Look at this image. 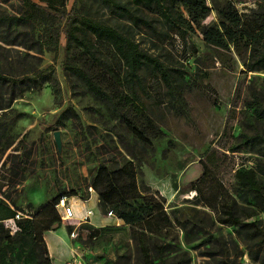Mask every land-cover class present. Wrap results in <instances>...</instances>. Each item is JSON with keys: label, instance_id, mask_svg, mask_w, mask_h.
<instances>
[{"label": "rangeland", "instance_id": "rangeland-1", "mask_svg": "<svg viewBox=\"0 0 264 264\" xmlns=\"http://www.w3.org/2000/svg\"><path fill=\"white\" fill-rule=\"evenodd\" d=\"M213 1L208 0L212 6ZM236 1L241 9L255 2ZM74 3L75 0H67L68 10ZM26 9L22 0H0V15L21 16ZM84 10L130 35L144 50L176 70L177 99L149 70L141 72L140 82L131 81L125 66L113 57L107 45L102 44L104 52L99 55L104 63L91 61L90 57L83 61L110 94L129 96L135 101L124 110L135 123L144 124L146 117H150L162 131L161 137L143 152L119 114L109 110L82 80L66 71L67 42L63 34L57 50L49 41L41 52L31 50L40 58L37 66L49 67L48 71L54 73L59 91L55 92V83H47L41 90H29L14 100L13 112L27 115L17 118L9 127L12 146L0 153V167L7 155L18 152L15 149L22 142L34 148L32 159L39 161L40 182L30 178L33 167L24 181L27 197L35 206L72 190L79 193L78 197L89 198L91 193L98 195L91 183L100 162L107 160L111 164L113 157L121 161L119 151L129 158L125 150L129 146L142 159L139 185L166 199V211L174 226L149 240L139 226H128L109 212L104 214L113 218L108 226L115 228L90 237L89 226L94 225L86 220L65 219L60 213L63 224L44 233L49 255L50 234H54L65 244L56 264H264V203L242 188L235 177L236 169L243 166L257 170L264 183V174L260 173L264 163L259 149L262 145L244 147L235 153L226 150L227 146L241 142V132L264 133V119L259 120L254 113L238 111L232 117L238 95L240 105L252 100V92L263 83L253 75L264 77V72L246 77L242 61L234 53L207 44L201 29L182 38L170 33L158 20L160 32L154 34L115 15L100 1L87 0ZM179 10L188 17L184 7ZM215 22L218 17L213 11L202 24ZM55 27L64 28V22ZM33 32L45 39L47 32L52 31L37 23ZM3 45L8 50L0 57L2 64L15 61L18 65L25 57L24 46ZM1 92L7 98V88L3 87ZM5 110L7 116L13 114L6 108L0 110L1 116ZM56 131H60L61 149ZM212 147L218 150L213 165L206 158ZM205 166L208 175L201 180ZM19 204L25 206V202ZM6 227L12 234L18 230L13 219L6 221Z\"/></svg>", "mask_w": 264, "mask_h": 264}, {"label": "trees", "instance_id": "trees-1", "mask_svg": "<svg viewBox=\"0 0 264 264\" xmlns=\"http://www.w3.org/2000/svg\"><path fill=\"white\" fill-rule=\"evenodd\" d=\"M22 0L26 12L21 15H0V57L8 50L3 44L22 45L27 51L24 58L15 61L0 62V110L8 108L13 114L7 116V110L0 115V153L12 146L8 137L9 127L26 112H13L15 99L23 97L29 90H41L47 83H55L54 90L59 91V83L49 67L40 68L36 61L44 43L49 41L55 49L64 34L67 42L65 69L69 74L82 80L95 97L101 99L111 110L120 116L122 123L135 136V142L143 152L153 147V141L162 135V131L150 117L144 124L135 123L124 111L135 104L129 96L115 97L108 92L88 68L84 59L104 63L99 56L104 52L102 44L107 45L113 57L125 66L131 81L141 80V72L149 70L160 78L174 98H178L176 86V70L165 64L158 57L144 50L140 44L116 26L103 23L84 10L87 0H75L71 10L67 8V0ZM89 1V0H88ZM103 3L115 15L128 18L132 24L158 34L156 22L164 23L170 33L186 38L189 33L201 29L204 40L210 46L234 53L243 63L246 77L253 72H264V0H255L253 6L242 9L236 0H214L213 6L208 0H97ZM184 7L188 17L180 12ZM215 11L218 22L211 25L202 24L203 20ZM64 22V28H56L55 24ZM44 24L51 29L47 38L43 39L33 32L36 24ZM24 28V29H23ZM253 78L262 80L259 88L252 92V100L240 105L233 104L232 117L239 113H254L257 118L264 119V77L254 74ZM8 90L7 98L1 89ZM241 95V93H240ZM241 142L227 146L232 153L240 152L244 147L254 148L262 145L260 151L264 155V133L247 134L241 132ZM246 145V146H245ZM251 145V146H250ZM127 155L121 154V161L111 158V164L100 162L91 186L98 192L99 207L103 214L112 212L131 227L139 226L146 239L152 235H163L166 229L174 226L171 215L166 211V199L159 196L149 187L142 188L138 182L142 159L129 146H125ZM15 151L7 155L0 167V264H52L44 238L46 231L55 230L63 224L58 205L65 198L79 196L76 190L58 194L44 203L35 206L27 197L24 181L30 178L40 182L37 173L38 160H33L34 148L20 143ZM217 148H210L206 158L210 164L217 159ZM225 154H227L225 152ZM260 173L264 174V163ZM205 170L201 180L207 177ZM237 183L264 203V183L259 179L258 171L239 167L236 169ZM4 187H7L4 190ZM197 189V188H196ZM15 195V196H14ZM82 199L88 197L80 196ZM25 202V206L19 203ZM15 220L18 230L14 234L6 227V221ZM90 237H97L101 230L113 229L112 226L95 227Z\"/></svg>", "mask_w": 264, "mask_h": 264}, {"label": "crops", "instance_id": "crops-1", "mask_svg": "<svg viewBox=\"0 0 264 264\" xmlns=\"http://www.w3.org/2000/svg\"><path fill=\"white\" fill-rule=\"evenodd\" d=\"M58 210L65 219L86 220L96 227L111 225L113 219L111 216H106L102 213L99 207L98 195L95 193H91L88 199H82L78 196L65 198L58 205ZM50 241L52 243V264H56L55 259L58 258L57 260L59 261V250L64 249L65 244L59 235L50 234Z\"/></svg>", "mask_w": 264, "mask_h": 264}, {"label": "water", "instance_id": "water-1", "mask_svg": "<svg viewBox=\"0 0 264 264\" xmlns=\"http://www.w3.org/2000/svg\"><path fill=\"white\" fill-rule=\"evenodd\" d=\"M56 142L58 145V148L61 149V139H60V131L55 132Z\"/></svg>", "mask_w": 264, "mask_h": 264}]
</instances>
